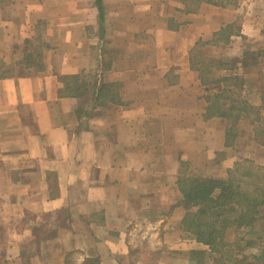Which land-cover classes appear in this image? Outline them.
Returning <instances> with one entry per match:
<instances>
[{
  "label": "crops",
  "instance_id": "crops-1",
  "mask_svg": "<svg viewBox=\"0 0 264 264\" xmlns=\"http://www.w3.org/2000/svg\"><path fill=\"white\" fill-rule=\"evenodd\" d=\"M236 1L187 11L183 0H0L2 264H67L73 253L133 264L138 226L155 264H216L183 229L181 180H226L244 160L264 169L261 134L242 117L232 134L212 111L233 91L222 82L254 76L241 102L264 120V72L244 61L264 60V0ZM71 76L88 85L81 94H66ZM252 232L264 234L262 217L240 236Z\"/></svg>",
  "mask_w": 264,
  "mask_h": 264
},
{
  "label": "trees",
  "instance_id": "trees-1",
  "mask_svg": "<svg viewBox=\"0 0 264 264\" xmlns=\"http://www.w3.org/2000/svg\"><path fill=\"white\" fill-rule=\"evenodd\" d=\"M201 2L230 7L236 5L237 1L183 0V3L190 7L184 9L194 11L195 8L191 6L195 7ZM65 80L72 81L70 85L69 82L64 83L67 95L81 94V91L88 86L84 82H77L76 76L64 77L63 82ZM105 88H107L106 84L100 86L99 95ZM214 107L212 108L214 115L227 119L234 117L233 125L241 117L247 119L255 135L264 136L261 129L264 120L260 118L258 109L249 102H240L238 107L232 104L227 108ZM229 129L232 132V127ZM252 165L254 164L249 161L235 163L229 170L226 180L211 178L181 180L184 202L190 206L182 219L183 229L198 242L210 248L217 256L214 259L216 264H259V262L264 264V234L252 232L251 237L240 236V232L244 229L251 230L260 217L263 218L264 229V173L261 175V168L255 167L254 170ZM242 240L244 244L241 246ZM262 240L263 244H260ZM252 245L260 247L258 255L249 256L241 252L243 247ZM83 264H98V260L89 258Z\"/></svg>",
  "mask_w": 264,
  "mask_h": 264
},
{
  "label": "rangeland",
  "instance_id": "rangeland-1",
  "mask_svg": "<svg viewBox=\"0 0 264 264\" xmlns=\"http://www.w3.org/2000/svg\"><path fill=\"white\" fill-rule=\"evenodd\" d=\"M234 23L235 25L230 26V28H227L224 32L221 33V35L219 36L220 40H225V38L227 37V33H228L227 30L237 29L238 21H235ZM198 56L199 58L197 57V60L199 61V64H198L199 68L201 69V71H203V73L207 74L210 71L212 66H210L205 60L202 59L200 53H198ZM244 61L245 63H247L248 69H251L253 72H257V71L264 72V60L261 58L259 52L256 53V51H252V54L250 53L249 55H247L246 58H244ZM254 78H255L254 76L252 78L248 77L249 80L245 82L242 78L233 77L229 80L222 82V86L229 88L233 91L230 93L226 92L221 97L215 98L214 100L212 99L213 108H215L214 106H216V103H218L219 101H222V99L225 100L228 106L232 104L233 106H236V107L240 106L241 100L245 98L243 97L244 95L248 97L247 99H244V100H247V101L253 100V98L250 97V94L252 90L255 89V86L257 85L256 78L255 79ZM233 118L234 117L228 119L229 127H232V129L235 128L237 132V127L233 125ZM231 133L234 134L235 131L232 130ZM260 139L263 141L264 137L260 135ZM246 161L252 162L254 164L252 165V168L254 170L256 169L255 168L256 163H254L251 160H246ZM245 164L248 165V163H245ZM263 173H264V169L262 167L260 170V174L263 175ZM147 231L149 230L144 228L143 226H138L136 228V233H137L136 235L138 236V238L133 239V241L136 243H131V245L133 244L132 245L133 248L128 253L129 260L131 262H134L133 264H155L156 260L158 259V254L156 253L157 250H154V248H157L155 247L157 245L150 244L149 241L145 237H141L144 234V232H147ZM130 240H132V237L129 238V241ZM79 262L80 261L78 258V254L73 253L72 255L68 257L67 264H79ZM0 264H2V262H0Z\"/></svg>",
  "mask_w": 264,
  "mask_h": 264
}]
</instances>
